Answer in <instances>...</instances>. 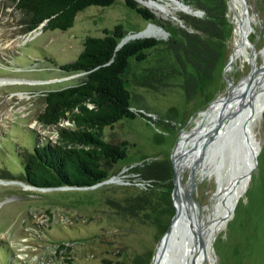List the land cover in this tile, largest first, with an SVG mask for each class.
<instances>
[{"label": "rangeland", "instance_id": "374dc122", "mask_svg": "<svg viewBox=\"0 0 264 264\" xmlns=\"http://www.w3.org/2000/svg\"><path fill=\"white\" fill-rule=\"evenodd\" d=\"M134 1L155 14L156 21L142 19L123 0H115L111 6L79 12L66 31L41 28L25 33L14 0H0V78L39 82L0 86V264H152L175 213L170 158L181 130H190L200 112L235 91L251 72L253 59L259 70L264 50V0H244L248 20L241 0ZM150 1L166 12L150 8ZM240 13L250 22L248 43H244L249 44V60L235 56L242 38L234 16ZM207 16L221 20L222 35L217 32L205 39L219 54L199 73L193 59L180 48L188 43L184 31L195 33L186 26V18ZM116 25L125 36L150 25L167 34L145 37L166 45L149 49L143 61L130 59L126 69L131 109L142 115L104 130L106 140L127 141L126 158L92 188H37L21 183V153L57 139L55 127L36 120L44 107L43 94L72 86L82 77L59 66L76 59L86 38L102 36L104 29ZM135 76L148 79L150 85H137ZM190 77L194 81L187 82ZM252 128L259 143L256 165L214 238V264H264V114ZM162 161L167 162L169 174L164 176L158 171L162 168L156 167L152 170L159 177L143 175L145 166ZM228 166L229 161L222 169L226 178ZM189 171L185 168L182 182L187 183ZM190 172L195 176V170ZM194 183L191 195L203 216L220 213L218 199H212L218 187L215 175L194 179Z\"/></svg>", "mask_w": 264, "mask_h": 264}, {"label": "trees", "instance_id": "16d2710c", "mask_svg": "<svg viewBox=\"0 0 264 264\" xmlns=\"http://www.w3.org/2000/svg\"><path fill=\"white\" fill-rule=\"evenodd\" d=\"M114 1L14 0V3L23 17L20 21L22 29L28 33L37 30L42 23V31H66L73 26L79 12L92 6L108 7ZM123 2L142 19L156 21L155 14L139 7L134 0ZM220 21L216 17L210 20L208 16L203 19L186 18V26L195 33L184 31L188 43L180 50L193 59L199 73L200 68L208 69L212 59L215 60L219 54L205 39L217 32L222 35ZM102 32V36L86 38L76 59L59 66L67 73L82 74L80 81L43 94L44 107L36 120L43 126L55 127L57 139L53 144L47 141L35 146L33 152L21 153L23 183L37 188L90 187L107 179L113 166L126 158L127 141L106 140L104 130L112 129L123 119L142 115L131 109L126 69L130 59L143 61L149 49L166 43L155 38H142L129 41L117 49V44L125 36L123 28L116 25L112 30L104 29ZM171 43L182 45L178 41ZM189 80L194 81V78L190 77L187 82ZM134 82L140 86L150 85L148 79L139 76L134 77ZM167 165L164 161L149 164L143 169V175L157 178V173L163 171L165 176L170 173ZM156 167L162 170L158 169L159 172L155 173L156 169H152ZM149 170L153 172L149 173Z\"/></svg>", "mask_w": 264, "mask_h": 264}, {"label": "bare ground", "instance_id": "6f19581e", "mask_svg": "<svg viewBox=\"0 0 264 264\" xmlns=\"http://www.w3.org/2000/svg\"><path fill=\"white\" fill-rule=\"evenodd\" d=\"M147 5L156 11L166 12L165 8L160 4L154 3V1H150ZM181 7V6H179ZM182 8V7H181ZM234 22L238 27V31L240 33L241 42H237V50L235 53L236 57H244L246 60H249L248 53H247V45L245 42L246 34L248 33L247 26L250 25V22H247L246 18L242 16V14H236L234 16ZM145 34L150 36H165L166 33L163 30L159 29V27L150 25L146 28ZM243 35V37H242ZM257 54L254 53V56ZM263 55V61L260 66L259 70L255 65L254 59L252 60L253 65V73L254 78L253 80H244V82L233 92H228V97L233 94L232 100L226 99L224 97L218 99L217 101L213 102L211 107L207 112L201 113L200 119H198L195 123H197V127L190 132L189 135L187 132H183L179 144V148L184 149L188 144L193 142L194 144H199L200 140H202L206 131L211 128L212 122L217 120L222 121L221 127L217 130L218 139L220 143L230 140L233 135L241 136V143L240 145L244 148H250L248 156L251 157L247 159L250 162H247L244 159V154L248 152V150L244 149L240 152V156L237 158V167L233 170L232 173L227 174V178L225 174L223 175L222 166L223 161L220 160L219 154H214L210 161L203 162V164L194 163L193 164V157H189V159L183 160L182 164L178 162L177 169L179 171L180 176L182 177L185 168H189L190 171L195 170V176L193 178L196 180H203L205 178H209L215 175V179L217 181L218 191L213 195V201H219L218 206L220 207V213L216 215L215 212H211L208 217H204L205 222H200V226L204 225V229L208 230L209 237H213L214 233L215 236L218 231L221 229V226L226 222V218L230 217L233 207L235 206L236 201L238 200L240 193L245 189V185L248 180L246 176L249 175L251 167L255 165L254 158L257 156L259 151V143L255 138L252 130L254 124L261 119L262 115L264 114V50L261 51ZM247 79V78H246ZM38 84L39 82H31L25 81L21 79H13V78H0V86L11 85V84ZM19 97H22V94H18ZM231 102V103H229ZM228 108V110H227ZM227 110V111H226ZM202 118V119H201ZM224 118V120H223ZM223 128V129H221ZM220 137V138H219ZM214 144V143H213ZM212 145L210 148H213ZM216 147L218 145L216 144ZM178 148V149H179ZM206 149L204 154L206 153ZM251 152V153H250ZM219 153V152H218ZM242 153V154H241ZM207 154V153H206ZM253 160V161H252ZM200 161V160H199ZM247 163L251 164L248 165ZM227 171V170H226ZM232 175L231 179L230 176ZM27 188V187H26ZM179 189V196H180V205L184 209L182 211V215L180 216L177 222V232L170 239V243L173 240L176 243L178 228H180L183 224L184 220V212L186 211V204L183 197L184 186L182 185V179L178 180ZM214 203V202H213ZM217 208V207H216ZM196 209V208H195ZM217 216V218L215 217ZM228 219V218H227ZM186 221V220H185ZM210 221V222H208ZM183 227V226H182ZM181 227V228H182ZM215 231V232H214ZM213 234V235H212ZM172 242V243H173ZM169 243V242H168ZM168 246V245H167ZM168 248V247H167ZM207 257L204 258L205 264L207 263V259L209 258L210 263L214 264V258L212 254L207 253Z\"/></svg>", "mask_w": 264, "mask_h": 264}, {"label": "water", "instance_id": "95a60500", "mask_svg": "<svg viewBox=\"0 0 264 264\" xmlns=\"http://www.w3.org/2000/svg\"><path fill=\"white\" fill-rule=\"evenodd\" d=\"M241 2L243 3V5L245 4L244 0H241ZM243 9H244L243 11L245 13V16L248 20L249 17L247 15L245 5ZM43 25L44 23H42L38 27V29H41ZM145 31L146 29L134 35H127L123 37L121 41L119 42V44L117 45V49L122 47L124 44H126L130 40H136L140 38L149 37L150 35L145 34ZM245 40L248 41L246 37H245ZM260 68L262 69V66H260ZM253 70L254 69L252 65L251 72L245 78H243L241 81L238 82L236 89L244 82V80H253L254 78ZM78 75H82V74H78ZM233 96L234 95L231 94L228 97V93H227V95L224 98L227 97L226 99L232 100ZM211 105L208 106L204 111L200 113L207 112L209 108L211 107ZM221 122L222 121L220 120L212 122L211 128H209L206 131L202 140H200L199 144H194L193 142H191L184 149L179 148L182 133L187 132V131L192 132L193 129L197 127V123H195V125L190 130H185V129L181 130V133L178 136L175 148L170 158V162H171L172 169H173L172 199H173L175 213H174V216L172 217V220L166 232L163 234V236L160 239L159 246L152 260V264H205V262L203 261H205L204 258L207 257L208 255L207 253L210 252V254H212L213 241H214L215 235L212 234L213 237H209L208 230L204 229V227H206L205 224L200 226V222H203V221L205 222V219L202 214L201 208L195 202V200L192 198V195H191L192 189L195 188L196 184L194 183V178L190 171H189V178H188L187 183L182 182V185L184 186V190H185L183 192V197H184L185 204H186V211L184 212V217H183L184 220L182 224L183 227L181 226L182 228L181 227L178 228V234H177L178 238L176 239V243H174L173 240L170 243V239L174 235V233L177 232V222L180 216L182 215L181 214L182 211L184 210L182 206L180 205V196L178 192L179 189L177 188L178 180L182 179L177 169V165H179L178 162L182 164L183 160L189 159V157L192 156L193 164L194 163L203 164V162L208 163L210 161V158H212L213 155L217 153L219 154L218 156L220 160L223 161L224 163L222 166V169L226 165V162L229 161L227 173L229 174L232 173L233 175V170L234 168L237 167V162H238L237 158L240 156V152L243 149H244V152L245 150H248V152L244 154V159L251 158L248 156L250 148H247V146L246 148L245 147L243 148L240 145L241 139H242L241 136L233 135V137H231L230 140L228 139L225 142L222 141V143H220V141H217L218 139L217 130L219 127H221L222 125ZM190 132H187V133L191 135ZM216 144L218 145V147H216ZM212 145L214 147L210 148ZM205 148H207L206 149L207 154L206 153L204 154L205 150L203 149ZM247 159L246 161L250 162ZM254 161L256 165V157L254 158ZM247 164L251 166V164L249 163ZM232 175L230 176V179ZM92 187L93 186L85 187V188L87 189V188H92ZM58 189H64V187H58ZM217 191H218V187L216 189V192Z\"/></svg>", "mask_w": 264, "mask_h": 264}]
</instances>
